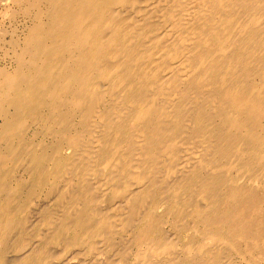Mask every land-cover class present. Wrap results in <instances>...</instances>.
Wrapping results in <instances>:
<instances>
[{"label": "bare ground", "instance_id": "obj_1", "mask_svg": "<svg viewBox=\"0 0 264 264\" xmlns=\"http://www.w3.org/2000/svg\"><path fill=\"white\" fill-rule=\"evenodd\" d=\"M1 11L0 264H264V0Z\"/></svg>", "mask_w": 264, "mask_h": 264}, {"label": "rangeland", "instance_id": "obj_2", "mask_svg": "<svg viewBox=\"0 0 264 264\" xmlns=\"http://www.w3.org/2000/svg\"><path fill=\"white\" fill-rule=\"evenodd\" d=\"M8 1L10 2V3H12V0H5L4 2H2V3H0V14H1V10L2 9H4L5 8V5L6 4H8ZM1 2V1H0ZM6 2V3H5ZM14 9H15V7H14ZM0 17H2V15H0ZM15 22V23H14ZM20 22V23H19ZM29 22V20H26V19H24V16H23V13L21 14L20 12H17L16 14H15V17L12 19V21L10 20V19H7V20H5V22L4 23H2V26H0V36L2 37V35L4 34V32L6 31V30H8L10 33L11 32H16V34L19 32H21L20 30L23 28V25L24 24H26V23H28ZM5 30V31H4ZM3 32V33H2ZM0 37V38H1ZM7 37H8V34H7ZM4 58L0 55V66L2 65V64H4V61L6 62L7 60H3ZM29 128L27 129V131H25V133H24V135H25V137H26V139L27 140H30L31 138H33V137H35L37 134H39L38 133V128L37 127H35V126H31V125H29L28 126ZM35 130V132H34V130ZM34 132V133H33ZM33 133V134H32ZM35 134V135H34ZM33 135V136H32ZM40 135H38V136H36V141H38L39 139H41V137H39ZM30 137V138H29ZM37 143V142H36ZM62 153H63V155L65 156V154L67 153L66 152V150H65V148L62 150ZM20 172H17L16 174L18 175ZM17 175H16V177H17ZM20 175V174H19ZM62 180V179H61ZM59 180L57 183H55V184H48V185H46V186H43V187H40V188H35V202L36 203H34V204H32L30 207H31V209H32V212H33V210H38L39 208L41 209V208H50V207H52V206H54V207H56L57 208V205L54 203H52V201H55L56 200V196H57V193L58 192H60V190L63 188L62 187V183H64V181L62 180ZM62 184L61 185V189L58 187V186H60V185H57V184ZM52 185H53V188L51 189V187H52ZM49 188H50V190L51 191H53V192H51L50 190H49ZM58 188V189H57ZM54 189V190H53ZM60 189V190H59ZM45 190H46V192H45ZM48 190V191H47ZM50 191V192H49ZM56 191H57V193H56ZM41 193V194H40ZM51 193L53 194V196L51 195ZM46 195V197H44ZM49 195V196H48ZM51 195V196H50ZM55 196V197H54ZM43 197H44V199L45 200H43L42 201V199H43ZM47 197H48V199H47ZM51 199H50V198ZM53 198V199H52ZM45 201H47L46 202V204L47 205H43V202L45 203ZM50 203V204H49ZM40 204V205H39ZM42 204V205H41ZM46 206V207H45ZM38 208V209H37ZM35 211V212H36ZM159 211H161V210H159ZM35 212H33L34 214H35ZM160 214V213H159ZM169 215H165L164 216V218H166L167 217V219L169 218L168 217ZM187 220L188 221H190L191 219L189 218V217H187ZM171 224H167V225H165L164 226V233L166 234V236L167 237H169V236H171V235H173L174 234V228L171 226ZM166 227V228H165ZM173 231V232H172ZM176 232V231H175ZM178 232V231H177ZM180 233V232H179ZM180 234H182V239L183 238H185V239H187L186 237V232H182V233H180ZM39 235H40V233H39ZM184 236V237H183ZM120 237H125V236H122V234L121 235H119L118 237H116V240H118L120 243H118V246L120 247V245H121V247H120V249L122 248H125L127 245H126V243H124V242H126V241H122V240H119L120 239ZM39 238V237H38ZM37 238V239H38ZM121 238V239H122ZM126 238V237H125ZM125 238H123L124 240H126ZM37 239H35L34 241L35 242H38V240ZM123 242V243H122ZM98 243V242H97ZM122 243V244H121ZM120 244V245H119ZM124 244V245H123ZM59 245V244H58ZM58 245H53V247H55V248H52L51 247V249L53 250H55L56 249V247H57V249H56V252H57V254L59 253L58 251L60 250L59 248H60V246H58ZM123 245V246H122ZM125 246V247H124ZM134 248V247H133ZM132 248V249H133ZM78 249V248H77ZM76 249V250H77ZM137 249V248H136ZM52 250H51V252H52ZM74 249H72L71 250V252L69 253V254H71V255H69L68 254V256L66 255V257H69V256H71V257H74L75 258V260L76 259H78V258H80V259H78L77 261H82L81 259H83V261H89L90 259H91V257L90 258H86L85 260H84V251L83 250H80V249H78V250H80V251H78L77 253L76 252H74V255H73V251ZM75 250V251H76ZM132 251H134V252H136L137 250H135V249H133ZM54 252V251H53ZM52 252V253H53ZM55 252V253H56ZM60 252H61V250H60ZM80 252H81V254H80ZM80 254L79 255V257H78V255H76V254ZM232 253V251H230V254ZM60 254V253H59ZM58 254V255H59ZM235 254H237L236 252L234 253H232L231 255L233 256H231V258H233V264H244V261H243V256H246L245 254H243V252H241V253H238L237 254V256H235ZM16 255V254H15ZM5 256L7 257V255L5 254ZM8 256L9 257H7V259L6 258H4V260H5V262H9V261H11V260H13L12 258L13 257H10V256H12V255H10V254H8ZM237 259H236V258ZM8 258H10L9 260H8ZM66 259V258H65ZM241 259H242V261H241ZM235 260H236V262H235ZM242 262V263H241ZM56 263V262H55Z\"/></svg>", "mask_w": 264, "mask_h": 264}]
</instances>
